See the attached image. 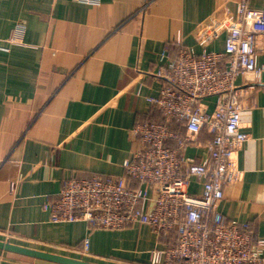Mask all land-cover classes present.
Here are the masks:
<instances>
[{"label": "crops", "instance_id": "1", "mask_svg": "<svg viewBox=\"0 0 264 264\" xmlns=\"http://www.w3.org/2000/svg\"><path fill=\"white\" fill-rule=\"evenodd\" d=\"M239 1L0 0V240L98 264H148L151 251L164 245L149 225L55 223L45 205L74 177L124 174L145 146L135 125L164 122L150 101L163 86L156 76L167 61L163 52L171 58L181 47L223 52L239 25ZM252 6L264 11V0ZM257 47L264 67V35ZM237 83L253 86L242 100L249 141L236 153L242 175L226 187L220 210L264 238V72ZM216 101L202 106L212 112ZM210 139L206 128L199 141ZM185 153L208 157L204 146ZM202 190L193 179L189 192ZM0 264L57 263L0 250Z\"/></svg>", "mask_w": 264, "mask_h": 264}, {"label": "built area", "instance_id": "2", "mask_svg": "<svg viewBox=\"0 0 264 264\" xmlns=\"http://www.w3.org/2000/svg\"><path fill=\"white\" fill-rule=\"evenodd\" d=\"M237 14L239 25L229 31L223 52L181 47L175 57L167 50L162 54L167 61L156 76L163 86L150 101L182 129L138 122L133 132L145 146L126 162L124 174L72 178L45 205L53 222L84 221L112 230L149 225L164 245L151 251L148 264H264V238H254L249 223L228 220L220 210L226 187L242 175L236 153L249 141L242 100L253 86L243 88L237 80L244 75L260 80L264 72L257 47L264 35V11L252 0H240ZM210 97L217 99L212 112L202 106ZM206 128L211 139L203 144L199 136ZM189 146H204L208 157L198 161L187 155ZM193 179L203 183L202 193L189 192ZM89 243L87 238L85 254Z\"/></svg>", "mask_w": 264, "mask_h": 264}, {"label": "water", "instance_id": "3", "mask_svg": "<svg viewBox=\"0 0 264 264\" xmlns=\"http://www.w3.org/2000/svg\"><path fill=\"white\" fill-rule=\"evenodd\" d=\"M0 250L31 257L42 261L53 262L57 264H98V263L77 259L45 250L14 244L10 241H4V240H0Z\"/></svg>", "mask_w": 264, "mask_h": 264}, {"label": "trees", "instance_id": "4", "mask_svg": "<svg viewBox=\"0 0 264 264\" xmlns=\"http://www.w3.org/2000/svg\"><path fill=\"white\" fill-rule=\"evenodd\" d=\"M170 46V45H169ZM163 117V116H162ZM163 120H164V122H162V123H167L168 125H170L171 127H172V125L174 124V122H171V121H167V120H165L164 119V117H163ZM175 125V124H174Z\"/></svg>", "mask_w": 264, "mask_h": 264}]
</instances>
